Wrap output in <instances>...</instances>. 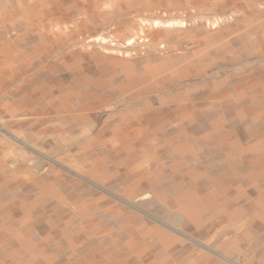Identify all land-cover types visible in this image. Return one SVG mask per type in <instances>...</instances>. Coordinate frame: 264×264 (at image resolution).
<instances>
[{
	"label": "rangeland",
	"instance_id": "374dc122",
	"mask_svg": "<svg viewBox=\"0 0 264 264\" xmlns=\"http://www.w3.org/2000/svg\"><path fill=\"white\" fill-rule=\"evenodd\" d=\"M0 264H264V0H0Z\"/></svg>",
	"mask_w": 264,
	"mask_h": 264
},
{
	"label": "bare ground",
	"instance_id": "6f19581e",
	"mask_svg": "<svg viewBox=\"0 0 264 264\" xmlns=\"http://www.w3.org/2000/svg\"><path fill=\"white\" fill-rule=\"evenodd\" d=\"M44 10V9H43ZM205 55V54H204ZM213 89V88H212ZM201 159V158H200ZM122 161V160H121ZM210 163V162H209ZM121 165V164H120ZM41 174V173H40Z\"/></svg>",
	"mask_w": 264,
	"mask_h": 264
}]
</instances>
